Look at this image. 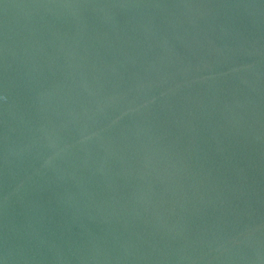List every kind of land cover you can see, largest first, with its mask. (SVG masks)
I'll return each mask as SVG.
<instances>
[{"label": "water", "instance_id": "95a60500", "mask_svg": "<svg viewBox=\"0 0 264 264\" xmlns=\"http://www.w3.org/2000/svg\"><path fill=\"white\" fill-rule=\"evenodd\" d=\"M0 264H264V0H0Z\"/></svg>", "mask_w": 264, "mask_h": 264}]
</instances>
